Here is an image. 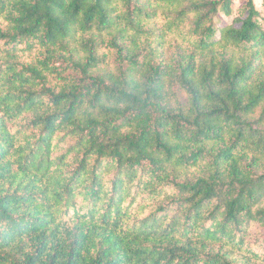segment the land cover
I'll return each mask as SVG.
<instances>
[{
	"label": "trees",
	"instance_id": "16d2710c",
	"mask_svg": "<svg viewBox=\"0 0 264 264\" xmlns=\"http://www.w3.org/2000/svg\"><path fill=\"white\" fill-rule=\"evenodd\" d=\"M234 1L0 0V264H264V29Z\"/></svg>",
	"mask_w": 264,
	"mask_h": 264
},
{
	"label": "rangeland",
	"instance_id": "374dc122",
	"mask_svg": "<svg viewBox=\"0 0 264 264\" xmlns=\"http://www.w3.org/2000/svg\"><path fill=\"white\" fill-rule=\"evenodd\" d=\"M256 4L258 9L262 12L261 23L264 29V11L263 8L261 7V0H256ZM244 5H245V1L235 0L232 8V15L230 17H226L225 21L231 23L235 18L241 16L242 8L244 7Z\"/></svg>",
	"mask_w": 264,
	"mask_h": 264
}]
</instances>
